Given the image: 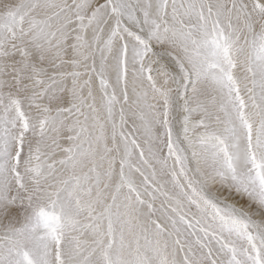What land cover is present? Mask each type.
Returning a JSON list of instances; mask_svg holds the SVG:
<instances>
[{
  "label": "snow or ice",
  "instance_id": "1",
  "mask_svg": "<svg viewBox=\"0 0 264 264\" xmlns=\"http://www.w3.org/2000/svg\"><path fill=\"white\" fill-rule=\"evenodd\" d=\"M0 264H264V0H0Z\"/></svg>",
  "mask_w": 264,
  "mask_h": 264
}]
</instances>
